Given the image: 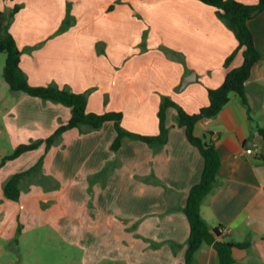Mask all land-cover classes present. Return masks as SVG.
<instances>
[{
  "label": "crops",
  "instance_id": "1",
  "mask_svg": "<svg viewBox=\"0 0 264 264\" xmlns=\"http://www.w3.org/2000/svg\"><path fill=\"white\" fill-rule=\"evenodd\" d=\"M15 4L21 8L9 30L29 84L88 92L87 112H120L121 126L138 135H159L164 97L199 113L209 105L208 90L244 61L239 50L225 66L238 40L215 7L197 0H0V11ZM65 17L66 29L58 33ZM247 24L261 58L246 82V104L231 93L217 116L193 127L196 137L209 133L220 157L203 219L220 231L215 241L246 244L231 249L229 264H264V10ZM8 97L14 101L0 120V159L10 154L5 137L16 149L47 138L72 116L71 108L52 101L17 92ZM165 115L164 144L126 137L114 151L117 133L106 121L98 130L71 128L48 150L42 143L6 161L0 168V251L16 252L24 234L50 226L83 250V264L103 258L108 264H183L190 225L182 208L201 179L204 157L176 125L175 108ZM41 158L40 169L21 180L18 200L5 197L9 177ZM220 258L204 243L193 264H220Z\"/></svg>",
  "mask_w": 264,
  "mask_h": 264
},
{
  "label": "trees",
  "instance_id": "2",
  "mask_svg": "<svg viewBox=\"0 0 264 264\" xmlns=\"http://www.w3.org/2000/svg\"><path fill=\"white\" fill-rule=\"evenodd\" d=\"M204 4L216 8L217 16L222 22L234 32L237 38V48L225 60V66L234 59L239 50L242 51L244 61L237 69L228 72L225 80L217 89H209V105L202 108L199 113H188L175 104L170 97H164L161 100L158 112V121L160 133L158 136L138 135L124 129L121 124L122 113L109 111L104 114H96L87 112L88 92L76 93L68 88L60 89L56 84L47 86H33L29 84L27 75L20 68L22 53L18 48L14 35L9 28L13 17L20 10V5L15 4L14 7L7 12L0 11V53H5V70L3 78L12 91L24 93L29 96L37 97L42 100L56 102L64 106L71 107L72 116L69 120L60 125L52 135L45 139L31 140L28 143L20 144L14 151L5 155L0 159V168L4 163L11 159H16L20 155L33 149H37L42 143L46 144L47 150L65 131L71 128L98 130L104 122L113 121L117 137L114 138L111 148L117 151L122 144L124 138L128 137L145 143L164 144L168 137V127L165 125L166 109L174 107L177 112V123L179 127H184L187 140L199 150L204 157V167L201 179L192 186L186 204L182 208L188 217L190 225V235L186 242V257L183 264H193L196 251L204 243L214 246L220 254V264H229L231 262V249L234 247H243L245 243L231 244L230 242H218L214 238L220 235V231L211 226L203 219L201 206L203 200L209 196L215 189L218 172L220 168V157L215 145L207 141L209 133H205L202 137H196L193 133L195 123L204 117H215L221 109L230 100V94L235 93L241 98V102L246 104L245 95L246 82L250 79L251 67L260 60L261 56L256 50L253 35L248 27V21L257 16L264 10V0H258L256 4L246 5L237 2V0H197ZM68 17V14H67ZM62 22L58 33L65 31L68 18ZM260 135L264 139V128L259 129ZM264 142V141H263ZM264 158V157H263ZM42 158L31 169L13 174L9 177L4 185V196L8 199L17 201L20 194L19 184L21 180L40 169Z\"/></svg>",
  "mask_w": 264,
  "mask_h": 264
},
{
  "label": "rangeland",
  "instance_id": "3",
  "mask_svg": "<svg viewBox=\"0 0 264 264\" xmlns=\"http://www.w3.org/2000/svg\"><path fill=\"white\" fill-rule=\"evenodd\" d=\"M5 56V53H0V107L3 109L0 110V120L3 122L4 120L6 121V118H2V115L5 114L7 109V112L9 111L8 107L14 101L11 100L12 98L10 99L8 95L10 92H17L12 91L3 78ZM39 100L43 101L42 99ZM5 128L7 134V123ZM17 140H24V137L19 136ZM2 142L3 147L8 148L7 151L10 153L14 151L15 148L11 145L8 137H5ZM18 227L20 228L19 225ZM24 235L26 238L24 240L21 238L20 250L15 252L14 250L8 249V251H6L7 247H5L0 251V264H83L79 258V256L83 254V250L67 242L65 238L60 236L58 231H55L50 226L42 227L36 231H29ZM99 264H108V258L105 260L103 258V261ZM109 264L118 263H112V261H110Z\"/></svg>",
  "mask_w": 264,
  "mask_h": 264
},
{
  "label": "water",
  "instance_id": "4",
  "mask_svg": "<svg viewBox=\"0 0 264 264\" xmlns=\"http://www.w3.org/2000/svg\"><path fill=\"white\" fill-rule=\"evenodd\" d=\"M187 83V80L183 79L182 82H181V87H184Z\"/></svg>",
  "mask_w": 264,
  "mask_h": 264
},
{
  "label": "built area",
  "instance_id": "5",
  "mask_svg": "<svg viewBox=\"0 0 264 264\" xmlns=\"http://www.w3.org/2000/svg\"><path fill=\"white\" fill-rule=\"evenodd\" d=\"M246 152H247V153H251L252 150H251V149H247Z\"/></svg>",
  "mask_w": 264,
  "mask_h": 264
}]
</instances>
